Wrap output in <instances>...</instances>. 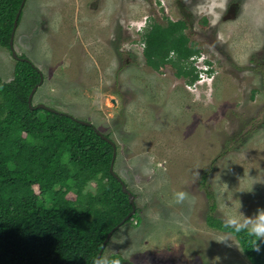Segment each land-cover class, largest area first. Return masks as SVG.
<instances>
[{
    "label": "rangeland",
    "instance_id": "374dc122",
    "mask_svg": "<svg viewBox=\"0 0 264 264\" xmlns=\"http://www.w3.org/2000/svg\"><path fill=\"white\" fill-rule=\"evenodd\" d=\"M154 2L170 19L180 18L183 7L191 38L203 36L196 44L210 64H195L211 71L193 84L176 77L175 66L143 65L135 31ZM213 2L24 3L14 49L42 74L32 104L65 111L108 135L116 145L113 170L134 194L140 221L119 227L105 257L250 264L235 237L209 226L207 215L227 222L264 209V0H224L223 8ZM14 64L9 47L0 46L2 81L12 79ZM179 192L186 193L180 202Z\"/></svg>",
    "mask_w": 264,
    "mask_h": 264
},
{
    "label": "trees",
    "instance_id": "16d2710c",
    "mask_svg": "<svg viewBox=\"0 0 264 264\" xmlns=\"http://www.w3.org/2000/svg\"><path fill=\"white\" fill-rule=\"evenodd\" d=\"M21 2L0 0L2 47H9ZM167 20L154 22L143 35L145 64L157 71L175 66L176 77L193 84L200 73L193 58L199 47L182 32L184 20ZM39 80L40 70L29 58L15 60L11 80L0 79V264H94L108 232L132 207L109 170L113 147L93 125L65 111L29 106L28 95ZM133 220L140 221L137 210L112 235ZM207 222L232 234L250 264H264V238L247 229L235 232L212 213ZM108 242L100 257L105 264H122L119 255L104 256Z\"/></svg>",
    "mask_w": 264,
    "mask_h": 264
},
{
    "label": "clouds",
    "instance_id": "9594fccd",
    "mask_svg": "<svg viewBox=\"0 0 264 264\" xmlns=\"http://www.w3.org/2000/svg\"><path fill=\"white\" fill-rule=\"evenodd\" d=\"M217 6L223 8L224 7V0H221L219 5H216L215 4V0H214L212 7L214 8V7H217ZM217 19H219L218 15H214V19H213L212 23L215 24ZM202 55L203 54H201L199 52L198 55L195 54L193 56V58L195 59L194 60V65L200 71L199 77H200V75L202 73H208V72L211 71V70H209L210 68L208 70H207V68H199L195 64L197 59L198 60H202L204 62H205V60H208V59L204 58ZM199 77H198V80H199ZM185 196H186V193L179 192L177 194L178 202L182 201L185 198ZM241 219H242L243 222H241ZM225 227H231L235 232H241V231H244L245 229H247L249 235L254 236L256 238H264V209L258 210V212L255 215V217H244V218L232 217V218H230L227 221V223L225 224ZM254 250L257 251V252L260 251L258 246L255 247ZM94 264H105V261L103 260L102 257H96V258H94ZM112 264H120V262H119V260H113Z\"/></svg>",
    "mask_w": 264,
    "mask_h": 264
},
{
    "label": "water",
    "instance_id": "95a60500",
    "mask_svg": "<svg viewBox=\"0 0 264 264\" xmlns=\"http://www.w3.org/2000/svg\"><path fill=\"white\" fill-rule=\"evenodd\" d=\"M24 2L25 0H22L20 6H19V9L15 15V18H14V21H13V26H12V30H11V35H10V41H9V48L11 49L12 51V55L14 56V58H17V55L13 49V38H14V34H15V30H16V27H17V24H18V20H19V16H20V13L22 11V8H23V5H24ZM232 8H230L229 11H231ZM22 60H28V58H20ZM43 78H42V75L40 74V80L39 82L32 88V90L30 91L29 95H28V104L30 107H41V108H45L47 110H50V111H53V112H59L58 110L54 109V108H51V107H48L42 103H39V104H36L35 106L32 105V102H31V98L35 92V90L37 89V87L41 84ZM78 122L82 123V124H85V125H89V126H92V123L89 122V121H85V120H82V119H78V118H75ZM93 128L95 129V131L97 132V134H99L100 136H102L103 138H105L106 140H108V142L111 143L112 147H113V156H112V160H111V163H110V167H109V170L112 172V174L119 180V182L121 183V187H122V191L125 192L128 196V200H129V203L131 204V211L116 225L114 226L107 234L106 238L104 239V242L102 244V247L100 249V251L98 252L97 254V257H100L101 256V253H102V250L105 246V243L106 241L110 238V236L112 235L113 231L115 229L118 228V226L120 224H122L123 222H125L131 215H133L135 213V203H134V194L127 188L126 184L124 183L123 180H121L117 174L114 172L113 170V164H114V159H115V152H116V145L115 143L110 140L109 138L105 137V135L101 134L94 126ZM124 264V262L122 263Z\"/></svg>",
    "mask_w": 264,
    "mask_h": 264
},
{
    "label": "flooded vegetation",
    "instance_id": "af4514ba",
    "mask_svg": "<svg viewBox=\"0 0 264 264\" xmlns=\"http://www.w3.org/2000/svg\"><path fill=\"white\" fill-rule=\"evenodd\" d=\"M26 1V0H25ZM25 3V2H24ZM24 6V5H23ZM158 7L160 8V9H158ZM180 18H177V19H174V18H172V19H170L169 18V16L167 17L166 16V14L164 13V12H162V10H161V6H160V4L158 5L156 2H154L153 3V6H152V9L150 10V12L144 17V16H142V18L144 17V20H142L141 22H140V25L138 26V28L136 29V31H135V35H136V38H137V41H138V44H139V46H141L142 48H141V52H142V62H143V65L145 66V67H147V68H150V67H148L146 64H145V60H144V56H143V50H144V47H145V42H144V40H143V38H144V33L147 31V29H149L150 27H151V25H153V23L154 22H157V23H161V24H163V23H167V19L169 18L172 22H175V21H179V20H184V22H185V25H184V27L182 28V32L185 34V36L187 37V38H189V42H191V43H194V44H196V42L197 41H199L200 39H202L203 38V36L201 37H199V40L197 39V38H191V36H190V34L192 33L191 32V29H190V26H191V22H190V20H189V18H188V15H189V12H186L185 10H184V8L182 7L181 9H180ZM129 29V28H128ZM199 32V31H198ZM197 45V44H196ZM10 49V48H9ZM13 49H14V38H13ZM10 51H11V49H10ZM14 51H15V49H14ZM15 53H16V51H15ZM16 55H17V58H15V60L16 59H20V58H23V57H20L17 53H16ZM177 55H179L178 53H177ZM151 69V68H150ZM151 70H154V69H151ZM154 71H157V70H154ZM42 75V74H41ZM41 85V84H40ZM39 85V86H40ZM118 176V175H117ZM119 177V176H118ZM120 178V177H119ZM121 179V178H120ZM121 180H123V179H121ZM124 181V180H123ZM125 183V182H124ZM128 188V187H127ZM124 261V263H126V261L125 260H123ZM123 263V262H122ZM110 264V263H109Z\"/></svg>",
    "mask_w": 264,
    "mask_h": 264
}]
</instances>
